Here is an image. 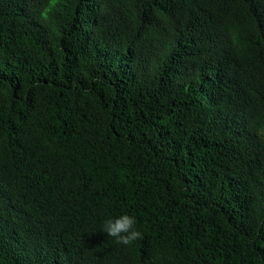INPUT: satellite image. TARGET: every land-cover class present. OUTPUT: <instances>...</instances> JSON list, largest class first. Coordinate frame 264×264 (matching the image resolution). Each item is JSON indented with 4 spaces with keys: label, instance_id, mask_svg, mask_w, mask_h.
I'll use <instances>...</instances> for the list:
<instances>
[{
    "label": "trees",
    "instance_id": "obj_1",
    "mask_svg": "<svg viewBox=\"0 0 264 264\" xmlns=\"http://www.w3.org/2000/svg\"><path fill=\"white\" fill-rule=\"evenodd\" d=\"M0 264H264V0H0Z\"/></svg>",
    "mask_w": 264,
    "mask_h": 264
},
{
    "label": "clouds",
    "instance_id": "obj_2",
    "mask_svg": "<svg viewBox=\"0 0 264 264\" xmlns=\"http://www.w3.org/2000/svg\"><path fill=\"white\" fill-rule=\"evenodd\" d=\"M136 218L123 214L116 218L106 219L103 223V232L117 244L131 246L142 239L141 231L136 228Z\"/></svg>",
    "mask_w": 264,
    "mask_h": 264
}]
</instances>
